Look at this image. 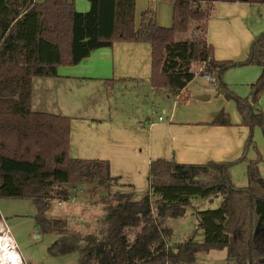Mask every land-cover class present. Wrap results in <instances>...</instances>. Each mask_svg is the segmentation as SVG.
I'll return each mask as SVG.
<instances>
[{"label": "trees", "instance_id": "obj_1", "mask_svg": "<svg viewBox=\"0 0 264 264\" xmlns=\"http://www.w3.org/2000/svg\"><path fill=\"white\" fill-rule=\"evenodd\" d=\"M89 1L90 10L80 12L74 0H0V197L31 198L39 228L58 236L49 247L51 253L79 252L76 264L192 263L198 252L212 249H226L232 260L228 264H264L260 160L248 162V184L240 187L230 176L231 167L239 161L193 164L154 159L149 192L140 200L131 193L116 192L115 202L106 204L104 216L87 234L71 230L68 221L48 214L52 199L71 197L62 187L70 182L71 174L104 186L118 180L111 176L107 160L71 157V117L32 108L36 77H55L58 67L77 65L97 49L115 42L150 44L154 88L178 97L194 80L196 63L203 67L201 75L210 73L219 90L226 92L221 82L226 70L259 65L262 73L251 86L252 101L230 92L228 97L236 100L242 125L264 127V112L254 104L264 91V31L254 38L243 62L215 59L207 38L216 2L264 4V0H172L171 27L160 25L152 9L142 12L137 24L136 0ZM192 22L196 24L192 36L177 39L179 33L189 31ZM208 124L232 122L221 111ZM219 196V207L197 212L205 233L202 243L191 238L168 244L172 229L162 228L165 219L184 216L196 197ZM142 222V231L130 240L127 230Z\"/></svg>", "mask_w": 264, "mask_h": 264}, {"label": "crops", "instance_id": "obj_2", "mask_svg": "<svg viewBox=\"0 0 264 264\" xmlns=\"http://www.w3.org/2000/svg\"><path fill=\"white\" fill-rule=\"evenodd\" d=\"M223 2L215 3L208 26L207 38L214 47V56L218 41L212 35L213 25L222 34L240 15V3H247L226 2L220 6ZM170 3L173 17L174 2L170 0ZM89 6L85 4L82 12H87ZM77 10L82 9L77 7ZM136 22L139 24L140 17ZM163 24L169 27L170 23ZM151 76L150 44L115 42L112 47L93 51L77 65L58 67L55 77H36L33 82V110L72 118L71 157L107 160L111 176L118 178L121 185L116 191L131 193L135 200L149 192L152 160L166 158L193 164L235 161L242 156L247 135L243 126L208 124L213 119H177L176 110H215L201 104L210 100L211 94L197 91L181 106L179 101L185 91L179 97L166 90L158 91ZM116 88L134 95L130 106L122 99L111 101L110 94ZM142 110L173 112L167 119L160 116L163 118L160 120L156 115L140 114Z\"/></svg>", "mask_w": 264, "mask_h": 264}, {"label": "rangeland", "instance_id": "obj_3", "mask_svg": "<svg viewBox=\"0 0 264 264\" xmlns=\"http://www.w3.org/2000/svg\"><path fill=\"white\" fill-rule=\"evenodd\" d=\"M44 1V0H43ZM75 7H79L80 12L85 11V4L90 5L89 0H74ZM223 2L220 4H224ZM240 15L233 21V26L226 29L225 32L217 31V25L212 27V35L217 38L215 46V57L218 60H231L243 62L247 59L254 38L264 31V4L250 5L240 3ZM84 5V8H83ZM219 7V4L216 8ZM154 9L157 14L158 22L170 23L173 25L172 5L170 0H137L136 20L147 9ZM86 10V11H88ZM195 23L192 22L189 31L179 33L177 39L182 40L192 36ZM216 31V32H213ZM202 65L196 63L194 70L196 76L191 81L187 90L182 95L179 105L185 104L190 97L197 91L211 94V99L201 104L208 109L215 110H176L177 119H214L221 111L229 114L232 122V128L242 127L245 131V141L242 156L235 161H239L230 169L232 182L237 186H246L248 184L247 164L250 160H260L259 167L261 176L264 178V127L254 125L249 127L241 124L242 118L237 110V102L234 98L228 97V92L242 98H251L252 84L255 83L262 73V68L256 64H244L229 68L221 76V82L227 86L226 91H220L218 86H212L207 79L201 75ZM110 97L113 102L115 99H122L130 106L134 100V95L124 94V90L115 89ZM126 92V91H125ZM123 93V94H121ZM113 95V96H112ZM257 108L264 112V91L261 93L255 104ZM220 109V110H216ZM163 113L162 110H142L150 117L156 115L167 119L173 110ZM130 113L131 110L129 111ZM77 115V114H76ZM241 160V161H240ZM118 182H111L110 186H104L97 182L83 180L78 175L71 174L70 182L62 185L71 193V197L62 201L54 198L51 200V209L48 214L52 217L62 218L68 221L69 228L73 231H79L82 234L92 232L97 227V222L105 214L106 204L114 201L116 190L120 189ZM222 203V197L202 198L196 197L192 204L186 209L184 216L179 218L165 219L161 226L172 229V235L168 239V244L184 242L193 238L197 243H202L205 239L204 230L199 226L197 212L208 208H217ZM37 208L31 198H13L0 197V213L10 229V233L16 244L17 251L23 261V264H76L79 260V252L66 255H54L49 247L56 241L55 233H44L38 226L35 219ZM155 209L153 213H155ZM144 222L139 226L129 228L128 235L130 240H134L138 233L143 229ZM2 229L3 225L0 222ZM1 231V230H0ZM156 246L154 243L153 247ZM226 249H212L210 251H200L196 254V259L192 263L179 264H228Z\"/></svg>", "mask_w": 264, "mask_h": 264}, {"label": "bare ground", "instance_id": "obj_4", "mask_svg": "<svg viewBox=\"0 0 264 264\" xmlns=\"http://www.w3.org/2000/svg\"><path fill=\"white\" fill-rule=\"evenodd\" d=\"M0 264H23L10 234L0 235Z\"/></svg>", "mask_w": 264, "mask_h": 264}, {"label": "built area", "instance_id": "obj_5", "mask_svg": "<svg viewBox=\"0 0 264 264\" xmlns=\"http://www.w3.org/2000/svg\"><path fill=\"white\" fill-rule=\"evenodd\" d=\"M203 69V67L200 69V70H202ZM204 78L205 79H207L208 81H209V83L212 85V86H217V83H216V81H215V79H214V77L210 74V73H205L204 75ZM163 118L162 117H160V120H162ZM63 202L62 201H59V204L61 205ZM0 222H1V224L3 225V230L2 231H0V234H10L11 235V233H10V229H9V227L7 226V223H6V221L4 220V218L2 217V215H1V217H0ZM12 237V236H11ZM15 247H16V244H15ZM16 249H17V247H16Z\"/></svg>", "mask_w": 264, "mask_h": 264}, {"label": "water", "instance_id": "obj_6", "mask_svg": "<svg viewBox=\"0 0 264 264\" xmlns=\"http://www.w3.org/2000/svg\"><path fill=\"white\" fill-rule=\"evenodd\" d=\"M204 98H206V97H204Z\"/></svg>", "mask_w": 264, "mask_h": 264}]
</instances>
